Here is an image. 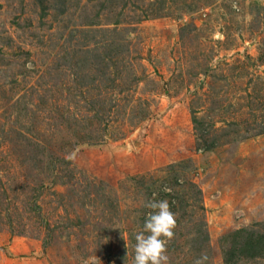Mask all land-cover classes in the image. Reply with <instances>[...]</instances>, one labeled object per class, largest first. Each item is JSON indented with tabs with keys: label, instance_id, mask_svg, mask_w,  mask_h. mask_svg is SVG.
Listing matches in <instances>:
<instances>
[{
	"label": "rangeland",
	"instance_id": "obj_1",
	"mask_svg": "<svg viewBox=\"0 0 264 264\" xmlns=\"http://www.w3.org/2000/svg\"><path fill=\"white\" fill-rule=\"evenodd\" d=\"M154 193L264 264V0H0V264H133Z\"/></svg>",
	"mask_w": 264,
	"mask_h": 264
},
{
	"label": "clouds",
	"instance_id": "obj_2",
	"mask_svg": "<svg viewBox=\"0 0 264 264\" xmlns=\"http://www.w3.org/2000/svg\"><path fill=\"white\" fill-rule=\"evenodd\" d=\"M164 192L171 189L165 185ZM156 194L153 199L144 203V207L149 209L143 225V231L135 234L134 259L133 264H168L167 243L174 237L176 228L175 214L170 210L167 199L157 200ZM207 258L202 256L194 264H204ZM85 264H100L99 258L91 256Z\"/></svg>",
	"mask_w": 264,
	"mask_h": 264
}]
</instances>
